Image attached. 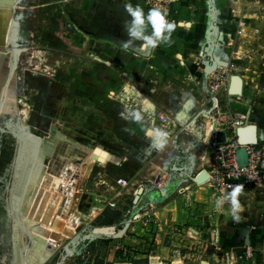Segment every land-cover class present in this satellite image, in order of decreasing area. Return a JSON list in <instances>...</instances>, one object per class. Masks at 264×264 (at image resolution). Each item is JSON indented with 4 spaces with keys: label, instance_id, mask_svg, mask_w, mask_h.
<instances>
[{
    "label": "rangeland",
    "instance_id": "obj_1",
    "mask_svg": "<svg viewBox=\"0 0 264 264\" xmlns=\"http://www.w3.org/2000/svg\"><path fill=\"white\" fill-rule=\"evenodd\" d=\"M235 1L223 0V7L241 16L242 7ZM15 9L19 17L12 43L0 48V264H28L27 249L34 238L18 224L21 213L13 207V200L14 195L20 196L15 190L29 148L37 138L45 137L85 151L73 161L71 175L77 177L67 205L85 219L76 235L56 248L44 264H133L138 254L145 255L148 264V255L157 248L149 244L148 237L165 230L158 217L164 202L157 199V212L148 221L141 217L154 199H142L137 193L133 201L129 187L115 206L109 205L119 177L130 179L131 186L136 170L157 172L160 168L155 161L158 154L148 156L143 151L152 143L146 133H140L147 121L158 129L157 114L152 116L145 109L148 93L142 91H147L146 83L136 85L139 77L146 79L141 57L152 55L146 41L132 37L130 14L118 0H19ZM154 55L150 59L156 60L153 66L157 69L150 74L152 80H147L150 86L158 85L165 75L160 67L163 58ZM256 90L254 86L252 94ZM133 112H139L142 119L135 120ZM53 127L59 135L53 134ZM198 152L191 157L206 163V156ZM199 172L194 169V175ZM208 184L219 192L218 200L237 185L224 194ZM164 185L159 197L162 193L177 197L185 187L175 178ZM248 185L253 188L243 190L257 189L264 204L261 189ZM192 189L188 190L191 197ZM245 212L241 208L236 215L241 220L248 218ZM135 223L138 229L132 230ZM245 223L249 230L262 229L240 242L222 236L217 228L215 235L209 231L208 236L198 229L183 231V226L167 223L172 225L169 235L176 238L170 245L171 254L177 255L169 264H264V212ZM138 230L145 240H128ZM190 230L199 232L197 239L189 237Z\"/></svg>",
    "mask_w": 264,
    "mask_h": 264
},
{
    "label": "crops",
    "instance_id": "obj_2",
    "mask_svg": "<svg viewBox=\"0 0 264 264\" xmlns=\"http://www.w3.org/2000/svg\"><path fill=\"white\" fill-rule=\"evenodd\" d=\"M118 1L123 6L130 3L133 7H141L145 17L150 9L159 8L162 13H166V19L169 22H175L177 25L167 41H161L156 47H147L150 49L152 55L148 57L143 56L140 61L145 67L144 76L146 79L139 77L140 81L136 84L142 85L143 82L146 83L143 85L147 86V91H142L143 93H148L145 109L152 116L154 113L157 114L158 129L163 130L164 128L159 119L160 115L167 114L170 119H175L170 129L171 138L167 139L168 143L164 146L163 151L155 158V161L157 160V167L160 168L157 169V172H151L152 168H146L144 171L140 169L136 170L132 174L134 180L128 189L129 197L133 201L137 193H140V198L142 199L152 197L155 200L162 199L164 202L158 217L164 225L162 229L165 230L161 235L148 237L149 244L157 247L156 252H151L148 255L149 263L152 257H158V264H169V262L177 260V255H172L170 248L171 243L175 244L174 240L176 238L169 235L173 231L170 229L172 225L167 226V223H172L173 226L177 227L181 225L183 226V231L190 228L198 229L206 232L208 236H210L209 231L212 232L213 229L217 228L222 233V236H228L227 238L232 240V242H240L241 239L245 240V237H253L254 234L259 233L258 229L261 230L262 228L255 226L254 229L256 230H249L251 227L245 226V221L253 222L259 211L264 212V204L259 199L260 195L257 194V189L250 192L247 189L243 190L245 187L248 189L250 187L253 188L248 184L239 183L236 185L242 188L241 193L237 197L240 209L245 208L246 212L243 216H248V218L242 220L241 218L238 220L234 218L230 200L227 201V206L223 205L226 203L223 202V204H220V207H217L216 202L220 198L219 192L213 190L208 183L206 185H202L203 183L192 184L190 187L193 188V196L190 201H185L182 195L173 198H171L172 196L163 195V193L162 196L159 197V195H161L160 191L166 188L164 183L169 182V179H172L174 176L176 178L177 172L183 170L184 167L188 166L190 174L196 177L203 169V161L201 162V166H199V159L191 157L193 152L198 149L196 145H189L191 142L195 143V136L190 137L184 133L182 127L191 122L200 111L212 108L213 106L211 82L212 78L219 74V71L216 70L213 73L205 72V48L213 41L215 31L218 30L219 38L212 50L214 59L221 64H228L234 61L232 52L235 48L238 22L240 20L244 21L245 32L248 36L254 37L256 28L264 32V0L235 1H239L240 7H242L241 16H238L236 13L230 14V12H225L223 0ZM261 3H263L262 6L258 8L257 4ZM211 10H215V13L212 14ZM128 16L132 30L135 27L134 18L131 15ZM215 25L217 30H215ZM151 35H153V29L147 19H145L142 36ZM140 39L143 40L142 38ZM143 41L145 43V40ZM261 50H263V46H261ZM154 54L160 55L163 58L162 61L156 57L157 60L162 61L160 67H163L165 75H162L158 85L150 86L147 80H152L150 79V74L154 73L157 69V67L153 66L156 64V60L150 59L152 56H155ZM198 62L202 64L204 71L199 68ZM235 62V74L233 75H238L242 78V93L238 95H231L229 93L233 75L230 76L228 89L222 90L219 94L222 105L226 108L246 113L248 115V122L257 126L258 136H260L264 134V91L256 90L252 94L254 86L256 87V83L259 81V74L249 70L247 60H235ZM155 88L158 89L156 90ZM150 127L148 121L145 123V126L142 125L140 127L142 136L145 133L147 135L148 130L154 129ZM150 137L147 136L146 140L154 144L155 135L153 134V139H150ZM208 160L209 157H207L206 163ZM193 167L200 170V172L194 175ZM151 175L155 176L151 177ZM42 190L43 192L46 191V189ZM241 198L243 199L241 200ZM239 224L244 225L239 227ZM134 229H138V223L132 228V230ZM140 229L142 231L141 227ZM136 232V235H132L128 240H131V242L145 240V238L139 237L141 236L139 230ZM196 232L199 233L197 230ZM133 264H147L145 255L138 254Z\"/></svg>",
    "mask_w": 264,
    "mask_h": 264
},
{
    "label": "built area",
    "instance_id": "obj_3",
    "mask_svg": "<svg viewBox=\"0 0 264 264\" xmlns=\"http://www.w3.org/2000/svg\"><path fill=\"white\" fill-rule=\"evenodd\" d=\"M244 26V21L240 20L236 34V44L232 52L234 61L228 64H217L216 70L219 71V74L213 77L211 82V91H213L212 108L203 109L191 122L182 127L184 133L190 137L195 136V143L189 145H196L201 157L205 155L209 157L208 162L204 163L202 169V171L208 173L205 182L210 183L224 194L240 181H245L247 184L261 189L264 194V134L258 136L255 143H241L238 138V130L250 124L248 115L242 111L223 106L219 95L222 90L228 89L230 76L234 74L235 60H247L249 70L259 74L256 89L264 91V32L256 28L255 36L251 37L246 34ZM261 46H263V50H261ZM198 66L204 71V67L200 62H198ZM159 119L164 125L162 131L167 132L169 134L167 139H170L172 135L170 129L175 119H170L167 114L160 115ZM230 131L231 133H229ZM243 148L247 151L248 162L245 165H240L237 151ZM143 151L151 156L159 154L163 150H159L153 144H150ZM201 162L199 166H201ZM188 169V166L184 167L183 170L177 172L176 178L175 176L173 178L176 181L178 180L180 187L185 186L182 187L180 194L189 201L192 197L188 190L192 184H197V181L196 176L191 175ZM116 183L118 187L113 190L114 196L109 201V205L112 207L117 204L119 198L121 199L124 196L125 190L130 187L131 181L127 177H119ZM162 192L164 193V191ZM158 202L155 199L150 201L141 218L148 221L151 215H155ZM216 230L212 231V235L216 234ZM188 235L195 240L199 234L190 230ZM232 259L234 260L235 256Z\"/></svg>",
    "mask_w": 264,
    "mask_h": 264
},
{
    "label": "water",
    "instance_id": "obj_4",
    "mask_svg": "<svg viewBox=\"0 0 264 264\" xmlns=\"http://www.w3.org/2000/svg\"><path fill=\"white\" fill-rule=\"evenodd\" d=\"M13 0H0V44H5V33L8 28V23L11 16V8ZM215 30H217L216 25L214 26ZM213 41L205 48L204 52V65L206 68V72L210 73L217 68L218 62L213 57V47L216 45L219 34L218 30L215 31ZM2 38V39H1ZM221 64V63H219ZM230 93L232 94H241L242 93V78L238 75L232 76V82L230 86ZM55 127H53V134L59 135L56 132ZM222 138V137H221ZM238 138L241 143L249 144L255 143L258 140V130L255 124H249L245 127H242L238 130ZM80 153H85V151H79L78 147L75 145H66L64 142L54 139L53 137H45L43 140L38 139L36 143L28 150V158L25 159L24 169L20 174V179L17 183L16 193L19 195H14L13 207L17 209L21 214H23L24 209L26 207V203H28V199L36 188V183L39 177H44L45 184L51 183V176L65 174V180L67 182V186L60 185L57 190V195L53 200H55L61 193L63 194L62 203L58 209L57 215L62 217H66L69 219L70 216L75 215L78 216L79 213L72 208L69 213L67 212V205H69V199L72 196V187L74 184V179L77 177V174L72 173V169L75 167L74 162L76 159L80 157ZM238 163L240 165H245L248 162V155L246 149H240L237 151ZM50 158V159H48ZM48 160V163L45 161ZM208 173L206 171L200 172L197 177V183H203L207 180ZM53 207V206H52ZM48 208L46 214L44 216V220L46 223L50 221V216L53 211V208ZM71 212V213H70ZM76 213V214H74ZM72 218V217H71ZM57 217L54 218L50 223L51 225H55ZM37 223V220L32 221V226ZM60 225V222H57V226ZM31 226V227H32ZM38 226V225H35ZM32 247L27 255L28 264H44V262L52 255V253L56 250L55 244L50 240L48 242L45 241L42 237H33ZM59 241V238H57ZM45 243V244H44ZM157 262V258L152 257L151 263L155 264Z\"/></svg>",
    "mask_w": 264,
    "mask_h": 264
},
{
    "label": "bare ground",
    "instance_id": "obj_5",
    "mask_svg": "<svg viewBox=\"0 0 264 264\" xmlns=\"http://www.w3.org/2000/svg\"><path fill=\"white\" fill-rule=\"evenodd\" d=\"M17 2H19V0H13L12 5H10L11 16H10V20L8 23L7 31L5 33V44L4 45L0 44V48L7 47L12 43V37H13L14 31H15L16 23L18 21L17 18L19 17V14H16V9H15ZM0 42H2V41L0 40ZM183 146H184V144H183ZM207 157L208 156H206L205 161L207 160ZM48 159H50V158H48ZM194 160H196V159H194ZM82 173H83V171H82ZM64 175L65 174H63V173L60 175H54L53 174L51 176L52 181L49 184H45V180H44L43 176L42 177L38 176V180H37V183L35 185L36 186L35 191L33 192V194L31 193V195L28 199L29 201H28V203H26V207L24 209L23 214H19V218H18V224L21 225L23 232L27 236L31 235V237H36V236L42 237L43 239H45L46 242H48L50 240L52 243L55 244L56 248L62 246L66 242V240H69L74 235H76L78 228L80 227L83 220L85 219V217H84L85 215L84 214L81 215V213L78 216L72 215L69 217V219L66 217H62L60 215H57L58 209L62 203L63 194L61 193L55 200H53L55 197L53 195H57V190H58L60 185L63 184V186H67V182L65 180ZM42 189H46V191L43 192ZM42 192H43V194H42ZM49 207L50 208L52 207L53 211H52L50 219H49L50 221H48V223H46V221L44 220V216H45L46 211ZM66 209H67V212L69 213L70 210L68 208H66ZM74 214H76V213H74ZM55 217H57V219L55 221V225H51L50 222L52 220H54ZM35 220H37V223L35 225H38V226H35V225L32 226L31 222L35 221ZM57 222H60V225L57 226ZM57 238H59V241ZM26 246H27V244H26ZM27 250L30 251V248ZM155 264H158V259H157V262Z\"/></svg>",
    "mask_w": 264,
    "mask_h": 264
},
{
    "label": "clouds",
    "instance_id": "obj_6",
    "mask_svg": "<svg viewBox=\"0 0 264 264\" xmlns=\"http://www.w3.org/2000/svg\"><path fill=\"white\" fill-rule=\"evenodd\" d=\"M125 9L131 15V17L134 18L135 27L131 30V35L133 37L142 38L145 40V46L156 47L161 41H167L177 26L175 22H169L166 19V13H162L159 8L150 9L146 17L143 9L139 6L133 7L129 3L125 5ZM145 19H147L153 29V35L151 36H142L143 28L145 26ZM165 33H167V35H165ZM132 116L137 121L142 119L139 112H133ZM153 134H155V142L153 146L159 150H163L164 146L168 143L167 137L169 134L160 129L148 130V136H153ZM241 191V186H236L230 193L227 194V196H224L222 200H217L216 202L217 207H220V204L223 202V200H230L233 216L237 220L239 219V216L236 215V213H238L240 210V204L237 197Z\"/></svg>",
    "mask_w": 264,
    "mask_h": 264
}]
</instances>
